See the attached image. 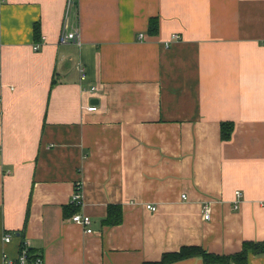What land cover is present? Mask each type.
Masks as SVG:
<instances>
[{"label":"crops","instance_id":"crops-1","mask_svg":"<svg viewBox=\"0 0 264 264\" xmlns=\"http://www.w3.org/2000/svg\"><path fill=\"white\" fill-rule=\"evenodd\" d=\"M23 240L46 264L264 242V0H0V264Z\"/></svg>","mask_w":264,"mask_h":264},{"label":"built area","instance_id":"built-area-1","mask_svg":"<svg viewBox=\"0 0 264 264\" xmlns=\"http://www.w3.org/2000/svg\"><path fill=\"white\" fill-rule=\"evenodd\" d=\"M76 3V0H68V11L71 6ZM144 37V33L141 34V38ZM181 39V35L179 33H173L171 38L165 42L166 46L169 47L174 41ZM60 42L63 44L66 43H81V34L79 29H74L69 32L62 33L60 37ZM36 50L39 49V45H35L34 47ZM81 78L86 79L87 73L84 67H80ZM96 87H92L91 90H95ZM89 111H96L98 110L97 105H90L87 107ZM238 198L242 197L241 191L236 192ZM83 192H82V184L77 183L75 187V191L73 194V202L80 203L82 201ZM184 199H187V195H182ZM240 201L236 202V207L238 208ZM148 209L152 211H156L158 209L157 205L154 204H147ZM212 202L206 201L203 204V213L206 220H209L212 215ZM72 220L78 224L88 227L87 232L93 233L94 230L91 227L92 225V217L86 213H75L72 217ZM13 235L7 233L4 236V243L8 244L12 242ZM2 264H46L45 257L42 253L36 252L32 249V246L27 240H23L19 246V250L16 255H12L7 251L3 252L2 256Z\"/></svg>","mask_w":264,"mask_h":264},{"label":"trees","instance_id":"trees-1","mask_svg":"<svg viewBox=\"0 0 264 264\" xmlns=\"http://www.w3.org/2000/svg\"><path fill=\"white\" fill-rule=\"evenodd\" d=\"M155 26L156 28L153 29ZM157 28L158 19H153L151 21V29L157 30ZM231 131V123L226 122L222 124L221 136L223 139H229L231 137ZM121 220L122 215H119L114 222H120ZM250 251H253L254 253H262L264 251V242L248 241L244 244L243 249L240 252L229 255L212 253L198 245L183 246L179 251L165 253L159 261H148L143 264H168L191 257H201L207 263H245L248 260V253Z\"/></svg>","mask_w":264,"mask_h":264}]
</instances>
